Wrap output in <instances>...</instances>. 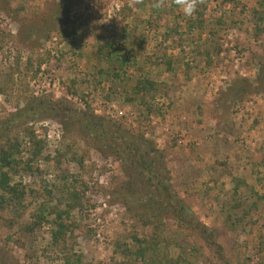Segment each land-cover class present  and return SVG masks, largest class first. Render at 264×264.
Returning <instances> with one entry per match:
<instances>
[{"label":"rangeland","instance_id":"obj_1","mask_svg":"<svg viewBox=\"0 0 264 264\" xmlns=\"http://www.w3.org/2000/svg\"><path fill=\"white\" fill-rule=\"evenodd\" d=\"M74 2L67 10L64 0H0V124L18 107L51 99L90 108L131 135H145L162 153L160 166L176 195L218 232L229 263L264 264V199L250 188L234 196L235 178L264 194V34L257 36L253 19L264 0H205L191 17L181 7L169 11L173 0H165L159 15L152 11L156 0H143L144 8L133 0ZM199 13L203 25L198 21L201 27L196 23L191 31ZM175 29L177 35L169 36ZM208 39L220 49L211 64L194 51ZM107 40L118 43V54L128 61L122 72L128 92L145 72L161 85L157 97H147L154 108L149 119L145 108L124 101L125 90L101 82L106 65L99 64L96 50ZM29 126L45 141L46 155L67 156L36 178L23 175L24 185L39 194L29 196L31 207L17 224L10 212L0 219V264H63L61 247L52 244V224L32 234L22 230L46 195L44 181L58 184L66 175L77 178L82 198V208L65 220L74 225L82 263L126 264L117 246H134L133 236L152 232L136 217L138 199L149 195L138 194L120 162L79 126L68 133L39 117ZM17 133L22 140L23 131L12 135ZM228 212L241 224L227 227ZM167 237L181 239L175 225Z\"/></svg>","mask_w":264,"mask_h":264},{"label":"trees","instance_id":"obj_2","mask_svg":"<svg viewBox=\"0 0 264 264\" xmlns=\"http://www.w3.org/2000/svg\"><path fill=\"white\" fill-rule=\"evenodd\" d=\"M64 1V8L67 7V10H70L76 0ZM223 1L230 3L232 0ZM145 6L144 2L140 3V8ZM177 7L179 6L173 0L169 11ZM61 9V7L58 8V10ZM152 11L153 14L159 15L163 10L153 7ZM202 17L203 15L199 13L198 18L191 25V31L194 30L196 23L198 28L201 27L200 24L203 25ZM253 19L258 32L257 36L263 35V2L260 3V9L253 12ZM171 32L168 34L169 36L178 33L176 29ZM121 39H127V36L118 38L119 42ZM194 46L195 55L205 58L208 64H211L214 54L219 55L220 49L209 39ZM118 47V43L114 44L107 40L104 48L96 50L99 64L106 65V68H101L99 71L102 76L101 82L106 81L113 85L116 92L125 90L122 95L124 101L136 110H139L140 107L145 108L146 118L149 119L150 114L154 113V108L147 97H157L161 85L152 80L149 73L145 72L141 74L136 84L128 92L125 84L129 80L122 76L128 61L118 54ZM144 49L142 47V50ZM116 65H118V69ZM168 65V71H171V62H168ZM141 71L143 72V70ZM10 82H12L11 79L7 81V84ZM1 92L6 93V90L2 87ZM38 117L57 121L68 133L72 132L69 131L74 125L79 126L80 131L86 137L94 138L101 150L110 152L120 162L127 180L135 181L138 194L141 195L145 192L149 195L143 198V201L142 197L141 200L138 199L136 217L145 226H149L152 232L143 238L138 235L133 236L134 246L129 244L117 246L118 251L122 252L126 259V264H196L199 261H207L209 264H230L223 254V246L219 243L218 232L204 225L184 200L176 195L166 168L160 166L163 161L162 153L146 139L145 135H131L126 130L106 121L103 117L95 115L90 111V108L87 111L76 110L68 103L55 102L51 99H38L36 103H28L23 108L18 107L16 112L0 124V219H3L4 214L10 212L13 216L12 222L17 224L31 207L29 196L34 199L39 194L24 185L23 175L36 178L50 164L60 165V157L67 156L63 152H58L57 157H59L53 159L50 155H46L45 141L41 140L33 126H29ZM14 129L23 131L22 140L19 137L20 133H17V136L12 135ZM72 139L73 137H70V140ZM68 150L73 149L69 147ZM72 159L75 160V158ZM213 170L217 172L216 167ZM60 180L58 184L44 181L43 191L46 195L43 194L40 197L42 202L32 215V221L26 224L22 231L23 234H32L37 229L52 224L54 226L52 244L61 247L64 255L63 264H83V256L75 252L78 238L75 235L74 225L65 222V220L71 219L75 210L82 208V198L76 185L77 178L66 175ZM234 180L237 181L234 196H237L242 188H250L253 195L264 199V194L257 195L253 187L240 182L239 179L235 178ZM207 196L209 197V195ZM230 214L231 212H228L225 221L227 227L241 224L240 219L234 220ZM51 217H54L53 222L50 221ZM170 224L175 225L176 231L181 235L180 240L175 237H167ZM208 250L215 252V257L208 256Z\"/></svg>","mask_w":264,"mask_h":264},{"label":"clouds","instance_id":"obj_3","mask_svg":"<svg viewBox=\"0 0 264 264\" xmlns=\"http://www.w3.org/2000/svg\"><path fill=\"white\" fill-rule=\"evenodd\" d=\"M134 3L140 4L143 0H133ZM205 0H175V3L182 8L186 16L191 17L197 10V7L203 4ZM165 5V0H156L153 7L156 9L162 8Z\"/></svg>","mask_w":264,"mask_h":264}]
</instances>
